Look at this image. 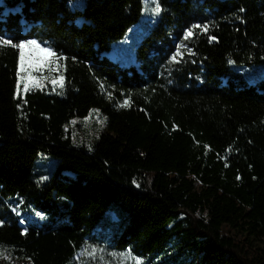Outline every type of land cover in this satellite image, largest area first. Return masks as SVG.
Returning a JSON list of instances; mask_svg holds the SVG:
<instances>
[{
	"label": "trees",
	"instance_id": "1",
	"mask_svg": "<svg viewBox=\"0 0 264 264\" xmlns=\"http://www.w3.org/2000/svg\"><path fill=\"white\" fill-rule=\"evenodd\" d=\"M3 40L54 50L63 87L17 95L0 43V264H264V0H0Z\"/></svg>",
	"mask_w": 264,
	"mask_h": 264
},
{
	"label": "rangeland",
	"instance_id": "2",
	"mask_svg": "<svg viewBox=\"0 0 264 264\" xmlns=\"http://www.w3.org/2000/svg\"><path fill=\"white\" fill-rule=\"evenodd\" d=\"M155 10L153 6L150 5V3H147L145 5V17L150 15H155ZM144 19V15L142 20ZM142 20L141 23L142 24ZM142 36L138 33L137 29L130 30L125 40L121 43L120 52H114L117 60L125 66L130 65L134 61V48L141 40ZM43 47H47L45 44H41ZM29 50L26 49L25 52L27 54ZM41 56H46L47 53H39ZM58 63L60 65V62L58 60ZM264 69L259 68L256 71H251V73L248 75V78L250 79L249 82H252L253 72H264ZM33 76L36 77L38 80L41 81L39 88L51 86V88L54 89L57 93L61 94L62 87L60 86V77L62 76L61 72V66L59 69L55 71L49 72V70L46 68L43 70V72H35L33 73ZM56 81V83H53V81ZM23 87V84H21ZM33 88V87H32ZM23 89V88H22ZM68 130L70 137L72 141L75 144L82 145L84 147L90 148L91 144L96 141L99 137V135L104 132V118L100 115V113L96 110H93L89 113V115L84 119H76L72 120L70 124L68 125ZM51 161L45 164V162ZM37 166H42L43 168L40 170V175H42L41 180H44L47 178V174L51 168V166H54V160H50L46 155H39L38 159L36 160ZM23 216V214H21ZM25 221V220H24ZM26 222V221H25ZM28 223V222H27ZM222 235L227 236L229 238H234L236 242L245 244L246 250L250 251V243L249 241L251 238L247 237V234L244 231H238V232H230L228 228H223ZM248 240V241H247ZM252 252L256 256H263L262 250L264 249V241L261 239H256L252 241Z\"/></svg>",
	"mask_w": 264,
	"mask_h": 264
},
{
	"label": "snow or ice",
	"instance_id": "3",
	"mask_svg": "<svg viewBox=\"0 0 264 264\" xmlns=\"http://www.w3.org/2000/svg\"><path fill=\"white\" fill-rule=\"evenodd\" d=\"M155 11L158 13L160 11L159 6L155 8ZM207 31L208 25H194L193 28L188 29L185 32L184 38L187 40L193 35L194 28H201ZM214 39V37L212 38ZM0 43L11 45L14 48L19 50V66L17 71V84L16 91L17 95L20 94L21 84H23V91L27 92L32 87H39L41 81L33 76L35 72H43L44 69H48L49 72L55 71L60 68L58 59H61L57 56V53L52 50L50 47H43L40 43L35 40L21 42L19 44H13L11 40H3ZM28 49L29 51L25 52ZM39 53H47L46 56H41ZM172 59L175 61L176 56H173ZM60 86L63 87V77H60ZM53 83H56L54 80ZM123 107L128 106V101H125L122 105Z\"/></svg>",
	"mask_w": 264,
	"mask_h": 264
}]
</instances>
